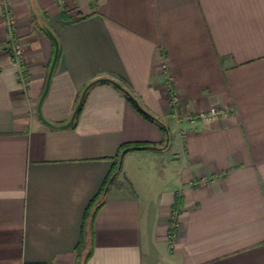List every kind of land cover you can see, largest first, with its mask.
I'll return each instance as SVG.
<instances>
[{
	"label": "crops",
	"instance_id": "1",
	"mask_svg": "<svg viewBox=\"0 0 264 264\" xmlns=\"http://www.w3.org/2000/svg\"><path fill=\"white\" fill-rule=\"evenodd\" d=\"M11 2L25 54L0 0V264H264V0ZM100 77L168 142L106 81L71 126L42 121L66 123ZM212 106L229 112L184 118ZM138 143L160 148L115 172Z\"/></svg>",
	"mask_w": 264,
	"mask_h": 264
},
{
	"label": "built area",
	"instance_id": "2",
	"mask_svg": "<svg viewBox=\"0 0 264 264\" xmlns=\"http://www.w3.org/2000/svg\"><path fill=\"white\" fill-rule=\"evenodd\" d=\"M4 16L6 17V24L8 28V48L13 59L20 65L23 62L25 54V46L16 36V19L12 13V2L11 0H4ZM20 75L23 77V71L20 70ZM170 97L172 104H177V93L174 89H170ZM229 112L226 107L212 106L206 111H198L193 114H186L185 120H197V119H209L216 116H223ZM206 179L203 178L202 181ZM180 220L177 211L174 213L172 218L171 227L169 230L170 236H175L176 230L179 227Z\"/></svg>",
	"mask_w": 264,
	"mask_h": 264
},
{
	"label": "water",
	"instance_id": "3",
	"mask_svg": "<svg viewBox=\"0 0 264 264\" xmlns=\"http://www.w3.org/2000/svg\"><path fill=\"white\" fill-rule=\"evenodd\" d=\"M49 35L53 38L54 40V43H55V51H54V55H53V58H52V62H51V65L49 67V71H48V76H47V81H46V85H45V89L41 95V98H40V101H39V109H40V105L42 103V100L43 98L45 97V95L47 94L48 92V89H49V85H50V81H51V77H52V74L54 72V69H55V66H56V63H57V60H58V55H59V42H58V39L57 37L54 35V33L47 29ZM102 81H106V82H110L112 83L113 85H115L118 89H120L121 91H123L130 99L131 101L136 105V107L140 110V111H143L145 112L146 110L142 107V105L139 103L138 99L132 95V93L126 88L124 87L119 81L115 80V79H112V78H109V77H100V78H96L92 81H90L83 89L81 95H80V98H79V101L70 117V119L64 123V124H60V125H56L50 121H48L47 119H45L43 117V115L40 113V110H39V113H40V117L42 119V121L52 127H68V126H71L74 121H75V118H76V115L84 101V98H85V95H86V92L87 90L95 83L97 82H102ZM169 138H167V142H168ZM145 148H149V149H159L160 147H157L156 145H131V146H127L125 147L122 152H121V156H120V160H119V165H118V168H120L121 166V163H122V157L123 155L129 151V150H133V149H145ZM116 176V173L113 174L109 180V182H111L114 177Z\"/></svg>",
	"mask_w": 264,
	"mask_h": 264
},
{
	"label": "trees",
	"instance_id": "4",
	"mask_svg": "<svg viewBox=\"0 0 264 264\" xmlns=\"http://www.w3.org/2000/svg\"><path fill=\"white\" fill-rule=\"evenodd\" d=\"M140 112H141L146 118H148L149 120H151V121H153V122H156V123H158L160 126H162V127L164 128V130H165L166 137H167V138L170 137V136H169V130H168L167 126L164 124L163 121H161L158 117L154 116L153 114H151V113L148 112L147 110H146L145 112H143V111H140ZM134 145H139V143H138V144H134ZM127 146H130V145H124V146L122 147V150H123L125 147H127ZM122 150H121L120 153L118 154V159H119V160H120V156H121V152H122ZM118 162H119V161H118ZM118 171H119V168H118V166H117L115 172H118ZM113 172H114V171H113ZM112 175H113V173H112V174L110 175V177L105 181L104 186L102 187V193H103V191H104L106 185L108 184V182H109V180H110V178H111ZM95 202H96V199L94 198V199L90 202V205L88 206V209H89L90 206L95 205ZM32 264H38V263H32Z\"/></svg>",
	"mask_w": 264,
	"mask_h": 264
},
{
	"label": "rangeland",
	"instance_id": "5",
	"mask_svg": "<svg viewBox=\"0 0 264 264\" xmlns=\"http://www.w3.org/2000/svg\"><path fill=\"white\" fill-rule=\"evenodd\" d=\"M135 150V149H134ZM136 151H137V149H136Z\"/></svg>",
	"mask_w": 264,
	"mask_h": 264
}]
</instances>
